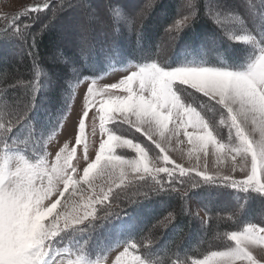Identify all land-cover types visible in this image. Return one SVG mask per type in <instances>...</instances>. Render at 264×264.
<instances>
[{
  "label": "snow or ice",
  "instance_id": "1",
  "mask_svg": "<svg viewBox=\"0 0 264 264\" xmlns=\"http://www.w3.org/2000/svg\"><path fill=\"white\" fill-rule=\"evenodd\" d=\"M50 3L51 0H41L12 16L11 20L8 15L0 17L6 22L0 32V41L27 44L37 80L40 76L35 62L37 34L29 32L31 23L18 17H31L35 22L39 13L49 9ZM154 4L155 0H147L139 11L124 16L117 14L135 31L138 41L141 39L138 21ZM62 6L65 0H59L51 9L52 17ZM66 6L72 7L71 3ZM187 6L190 9L187 15L180 19L173 17L170 26L165 27L170 40H175L197 18L195 0H187ZM213 7L229 13V19L235 20L234 27L242 33L231 37L232 41L245 46L241 51L229 52L232 45L224 46L226 62L179 58L169 62L145 55L140 62L129 63L126 66L128 74L116 83L98 88L97 79L90 80L81 94L82 106L74 122V128L78 125L76 144L84 142V159H87L85 121L93 108L96 109L91 116L93 134L98 118L99 128L107 133V139L99 144L95 160L87 164L79 180L73 175L76 172L72 164L75 148L69 150L65 144L56 153L55 161L50 162L46 159L42 140L37 139L49 131L33 124L34 101L41 85L33 80L16 82L24 86L26 101L19 98L10 101L7 92L0 89V264H100L98 258L93 260L85 255L79 240L71 242V249L76 251L74 259L69 247L58 245L68 237L93 228L95 221L107 219L113 201L136 204L161 194H176L186 200L190 189L201 186L230 188L256 194L264 200V0H260L259 7L244 6L248 13L247 23L231 15L236 8L227 0H216ZM209 15L216 16L219 12L211 11ZM42 27L47 25L42 24ZM116 32L118 28L114 35ZM78 34L83 49L90 43L88 26L80 24ZM203 47L192 43L184 45L185 49L196 52L203 51ZM88 80L87 76L81 80L77 73V84ZM121 91L123 94H118ZM74 94L73 91L66 98L64 115L53 126V133L71 110L69 101ZM214 112L219 115L218 124L212 117ZM108 122L116 126V131L123 126H127L128 131L117 135L116 131L106 128ZM170 124L173 127L170 128ZM218 125L226 127V137L221 136ZM181 129L192 146L188 157L196 154L197 163L187 168L168 154L173 137L177 144L184 143L179 139ZM25 132L27 137L22 139ZM133 133H140L144 142L129 138ZM210 147L214 149L216 163H229L230 171L239 172L241 178L219 171L209 173L206 159L204 170H200L199 154L207 158ZM117 149L131 150L134 155L116 154ZM150 152L154 154L151 157ZM159 162L163 166H158ZM97 180L99 184L95 183ZM81 182L93 193L82 205V212L71 199H65L62 204L65 193L71 189L70 196L76 195V186ZM53 196L56 197L54 201ZM58 205H62V211H56ZM97 205L105 210L103 217L97 216ZM173 219L174 213L168 212L152 227H167ZM133 227L112 224L106 229V242L100 248L105 253L104 264H162L147 253L139 254L145 245L143 240L131 242ZM125 232L129 234L127 239L113 240L114 236ZM226 236L229 243L221 250L208 251L202 258L192 259L190 264H264V259H257L253 254V249L264 248V226L248 222L240 230L227 232ZM91 239L89 234L84 240L90 251ZM148 243L154 242L149 239ZM107 253L114 255L110 257Z\"/></svg>",
  "mask_w": 264,
  "mask_h": 264
},
{
  "label": "rangeland",
  "instance_id": "2",
  "mask_svg": "<svg viewBox=\"0 0 264 264\" xmlns=\"http://www.w3.org/2000/svg\"><path fill=\"white\" fill-rule=\"evenodd\" d=\"M90 1L91 0H87L86 2L88 3ZM117 1L118 0H111V1L105 0L103 1L104 4L102 5L97 4V1L96 2L93 1L94 4L92 6L85 2H82L85 3L83 4L85 7L76 8L75 10L77 11L75 15H73V17L72 16L70 17L69 15L70 18L68 16L67 17L65 16L69 14L68 11L71 8H69L68 10L64 6H62L56 13V17H59L60 14L62 16L61 19L65 18V20L63 19L65 23L62 26L50 22L53 20L52 18H56V17H52L51 9L53 7H56L57 3L54 4L53 7L50 10H48V12L43 17V18L47 17V19H49L45 21L47 22L46 29L49 28L52 29L53 27L56 28L55 30L57 31L56 36L59 38L51 46L52 48L50 53V57H51L50 59H52V62L44 63L42 66L41 64L37 63V60H35L36 66L40 68L41 74L42 76H44V79L40 78V80L41 81L44 80L45 84L50 87L49 90L46 92L49 95H46L44 93V95L40 97L39 93L41 90H43V87H42V83L40 84L39 82L41 88L37 93V96L35 97L34 104L36 110L33 112V114L37 116V121L36 123L33 124L37 125L38 128L49 129V131L46 134H44L42 137H37V139L42 140L44 149L47 152L46 159H48L50 162L55 161L56 153L60 150L61 147H64L65 144L68 145L69 150H71L72 148L76 149L75 155L72 160V164L76 168V172L73 175L74 178L77 180H79V178L83 175V169L87 166V164L95 160V156L99 151V144L102 142V140L107 139V133L106 132L102 133L99 128L98 118L96 120L95 133L93 134L91 116L92 113L96 111V109L93 108L89 113V119L85 121L86 127H85L84 136L86 138V142L88 143V156L87 159H84V142H81L80 144H76V136L78 135V125L74 128V122L77 121V113L80 112L82 106L81 94L86 91V86L88 83H90V80L92 78L97 79L98 88L110 83H116L124 75L128 74V68L126 66L129 63L135 64L140 62L139 60L136 59V57H128V59L126 60L111 61L110 57H115V56H113V54L110 55L106 54V56L103 57V60L101 61L102 65H101L100 73H97L95 75L81 73V75L79 76L81 80L85 76L89 77V80L80 84L76 83L77 74L75 75V72L79 73L81 71L80 68H82L81 65L83 66L81 58H79L78 56V54L82 52V47L79 43V34H78L80 24H86L88 28H91L89 29L90 34L92 35L90 37L89 47H91V42H95L93 43L95 45L99 43L101 40H103V38L108 37V35H106L107 33L104 31L108 26H110L108 28L112 29L111 34H114L116 30L115 29L116 26L112 25V23L114 24L116 22V24L119 26L118 27L119 31H122V33L125 35V38L124 37L122 38H124L123 40L126 41L127 47H132V49L135 48V44L137 43L136 42L137 37L135 36L136 35L135 31L132 30L133 34L131 33L130 35L131 29L122 19L118 17L117 14H120V16H124L129 13H132L133 11H139L140 8L147 2V0L146 1L122 0V2L119 5L116 4ZM203 1L205 3L207 12H211V11L219 12V15L211 16L215 21L213 22L215 25L219 26L221 30L226 29L225 31H229L231 37L233 35H240V33L234 30L236 28L234 27L235 20L229 19V13L227 12L222 13V11L220 12L219 9H215L213 7L216 0H203ZM38 2H41V0H0V17L6 14H12L14 12L21 11ZM238 2L239 0H227V3L235 7L236 9ZM127 3L130 6L127 5ZM158 3H160V0H157L156 4ZM244 4H245V0H242V6ZM172 5L175 6V9H177L178 13L182 9L183 11L182 15L188 14L190 10L187 6L186 0L185 2L184 0H164L162 3H160L159 6L157 5L159 8H161L160 10H158V14L155 16L150 15V18L147 20V24H148L147 27L150 30V32L148 31V29L140 30V26H139V30L142 31V37H143L142 39L144 40L145 44L148 46H154L152 47V49L144 47L143 51L153 52L154 55L158 56V60H167L169 62H175V60L170 59L169 55L173 50L170 49L174 46V43L177 44L180 39L177 37L175 40H170L165 32L166 25L160 23L162 22V18L171 10L170 8L172 7ZM127 6L129 8H127ZM64 8L65 10H63ZM108 8H113L114 10L113 11L114 15L112 14L113 15L112 18L114 17L113 19L110 16L112 13V9H109L107 11ZM153 8L154 6L151 9ZM63 11L67 13L63 14ZM236 13L237 12L232 13L231 15L233 17L235 16L240 17L241 14L236 15ZM38 15H39V19L43 20L41 15L40 14ZM116 17L117 20H114ZM180 18L181 16L179 14V18L176 17V19H180ZM39 19L36 21L39 22ZM68 20H70V22ZM171 21H169V23H171ZM45 22L42 21L41 23L43 24ZM41 23L40 25L38 24L39 26L38 25L32 26L29 29V32L33 34H38L37 32L41 33L45 29L42 27ZM51 24L53 25V27H51L52 26ZM58 28L60 31L58 30ZM64 31L65 33H63ZM204 31H205L204 34H210V33L213 34V31L210 32L207 30ZM93 32H97V33H93ZM214 35L216 36L215 33ZM118 36L120 37V35ZM196 37H198V35ZM208 41L210 43L212 42L211 40ZM232 42L234 44V47H232L231 50L241 51L239 49L242 47V45H240L241 42H235V41ZM208 44L209 43L207 44L204 43L202 45L208 46ZM1 45L2 44L0 43V49H1L0 67L5 59L9 60L7 62L8 63L7 66L10 67L14 64L23 63L24 60H26L28 57L30 58V55H28L29 49H24V52H19L17 48L18 44L15 45L14 43H12L13 49L10 46V42H5L4 46ZM206 48L207 47L204 46L203 51L201 52H196L193 51L192 49H188V51H186L187 50L186 49L185 50L186 52L185 51L178 52L177 55L179 59H188V60H204V61L218 60L224 62L228 60V58L220 59L216 54H211L214 53V51H211V53H207L205 50ZM64 51H67L69 54H73V55L64 56L63 55ZM109 52L110 50H108L107 53ZM10 53L12 54L11 56ZM55 61L58 62V64H63L64 70L62 72H60L57 68H54V66L51 65V63ZM31 65L34 66V63L32 62ZM111 65H115V67L113 68L111 67ZM132 70L135 69L133 68ZM3 76L5 78V75ZM68 78H71V81L68 87L66 88V84L64 83L66 82L65 80ZM12 79L13 80H11L10 84H8L7 81L5 80V82L2 83L3 84L2 86L1 85L2 75L0 74V89H4L7 92L10 101L12 98H19V100L22 101H26L27 99L24 86L17 85L16 84L17 81L33 80L36 81L37 83L38 81H40L39 79L37 81V79L35 78V73L33 72V70L32 71L28 70L23 74L19 73L18 76ZM10 85H16V86L14 89H10L9 88ZM56 88L62 94L64 93L66 94H64L62 97L61 93H54V90ZM73 91L75 94L71 97V100L69 101L71 110L68 111L67 116L64 117L62 124L58 128H56L55 132L53 133L52 131L53 126H55L56 122L61 118V116L64 115L65 108H62V106L65 105V97L67 96L69 97ZM118 94H123V92L121 91ZM97 99L99 100L100 97H98ZM193 106L195 107L196 104H193ZM197 110L199 111L201 109L198 108ZM202 114L204 113L202 112ZM212 117L216 119L218 124L219 115H217L214 112L212 113ZM169 127L171 128L173 127V125L170 124ZM106 128H110L113 131H116V126L112 122H108L106 124ZM188 130L192 131V129H188ZM126 131H128L127 126H123L120 128L119 131H116V134L121 135L124 134ZM218 131L220 132L221 136L223 137L227 136V129L225 126L218 125ZM182 133H183V129H181L180 131L179 139L183 140L184 143L177 144L176 138L173 137V141L171 145L168 146V154L171 157V159L176 161V163L183 164L184 167L187 168L195 165L197 161L195 159L196 154H194L191 158L188 157V151L192 146L188 144L187 137ZM129 138L138 139L140 142H144L143 137H141L140 133H133L132 135L129 136ZM210 148H209L210 154H208L207 158H205L202 153L199 154L201 157L199 161L201 165L200 170H204L203 165L206 159L207 171L209 173H214L219 171L223 175H234L237 179L241 178L242 174H240L239 172L232 173L230 171L229 163L221 162L220 164H217L214 151H212L214 149L212 148L210 149ZM116 154L134 155V153L131 152V150L122 151L121 149H117ZM153 155L154 154L150 152V157ZM158 166H163L162 162H159ZM161 176H163V174H161ZM95 183L99 184L100 181L97 180L95 181ZM76 187L78 189V193L76 195L70 196V192H71L70 189L69 192L65 193L64 198H62V204L65 199H71L72 201H75L77 205L80 206V211L82 212L84 210L82 205L87 202V198L89 196H92L93 193L87 190V184L84 182H81ZM61 190H62V185H61ZM218 191L220 194L222 191L223 193H225L224 195H221L219 199L215 198L218 195ZM97 192H99V188H97ZM169 198H171L172 200L170 201ZM254 198L256 199L254 200L253 198H251L248 203L244 198L243 192H238L230 188L219 189V188H209V187L201 186L198 189L189 190L188 198L186 202L176 194H171V195L161 194L159 196H153L148 200H142L141 203H138L137 205L135 204L133 207L125 211L123 210L121 212H114V211L112 212V210H115L118 206H121L120 204L121 201H113L112 208L109 210V213L111 212L112 213L107 217V219L95 221L94 222L95 226L93 228L86 230V232L83 234H78L74 237L66 238L63 244L58 245V247H69L71 249V242L73 239L79 240L81 245L84 246L85 245L84 240L87 239L88 235L90 234L92 238L90 241L91 251L89 250V246H86L84 248L85 252L89 253L87 257L93 260L98 258L100 260V264H104L105 253H102L100 251V248H102L104 246V243L106 242L105 241L106 229L112 224L122 225L125 228H127V226L129 225H133L134 227L131 232V242L136 243L135 239L141 235V239L143 240V243L145 245L143 248L144 249L148 248L146 250H149L150 245L148 243V240L150 239L154 242V244L158 243L157 245H155V248L150 250L157 252L158 250H160L161 255L167 254L168 246L178 236L181 237L180 243L187 242L186 247L192 250L195 249L196 247L202 246L205 243V241L208 240L209 244L207 248L202 252V254H200L197 257V258H202V256L206 254V252L221 250L225 244L229 243L226 236L227 232L240 230L248 222L257 223V224H261V226H264V205H261L264 204V200L263 203L257 205L258 200L261 199L258 197H254ZM51 199L54 201L56 197L53 196ZM228 199H230V201ZM150 200L152 202H150ZM212 202L214 203L213 205L215 207L213 206L212 208H210L209 205L212 204ZM45 203L47 204L49 202L45 201ZM179 204L181 210H179V212L176 213L173 212L172 207L174 208ZM62 210H63L62 205H58L56 211H62ZM104 211L105 210L100 205L96 206V212L98 217H103ZM168 212L174 213V219L168 224V226L153 228L152 225L155 224L157 220L163 219ZM179 213H183V215H185V213H188V215L191 217L192 224H190L188 227L187 226L184 227V223H182V220H180V217H178ZM230 215L232 216V218ZM208 217L209 219L210 218L211 219L208 220L207 222ZM149 219L150 220L152 219V221L148 222L147 220ZM224 223L228 225L227 227L225 226V228H223ZM241 224L242 226L239 227ZM155 231L159 232L161 236L160 235H158V237L154 236ZM184 232H187L186 235L183 234ZM128 236L129 234L125 232L120 236H114L113 240L119 239L123 241L127 239ZM184 237L187 238L184 239ZM194 242L197 243L196 246H195L196 243ZM178 246L179 245H176L175 247L176 252H178L177 250ZM255 249L256 252L255 253L253 252V254L256 256V258L264 259V248L258 247ZM120 250H123L122 247L120 248ZM71 251L73 253L72 258L74 259L76 255V251L75 249H71ZM93 252L95 253V255H93ZM107 255L111 257L114 255V253H107ZM188 262L190 264L189 260ZM177 264H184V262H177Z\"/></svg>",
  "mask_w": 264,
  "mask_h": 264
},
{
  "label": "trees",
  "instance_id": "3",
  "mask_svg": "<svg viewBox=\"0 0 264 264\" xmlns=\"http://www.w3.org/2000/svg\"><path fill=\"white\" fill-rule=\"evenodd\" d=\"M80 1L86 2L85 0H65V6H64L65 8H69V7L66 6L68 4V2L71 3V5H72L71 9L68 11V13L70 15L71 14L74 15V13H76V11H74V10L78 7V5L85 4V3H82ZM92 1H94V2H96V1L100 2L99 5H102L103 4V0H91L87 4H89V5L92 6L94 4ZM163 1L164 0H160V3H162ZM76 2L79 3V4H77ZM184 2H185V0H184ZM56 3L58 5L59 4V0H51L50 7H49L48 10H50L53 7V5L56 4ZM156 3H157V0H156ZM160 3H158L156 5L154 4V8L153 9H149L148 14L142 20L138 21V26H140V30H142V29H144V30L145 29H148V27H147V25H148L147 24V20L150 18V15L151 16H153V15L155 16V15L158 14V10L161 9V8L158 7L160 5ZM75 4L77 5V7H76ZM195 5H196L197 18L192 21V23H191V25L189 27L184 28L181 31V33L179 34V36H178V38L180 39L179 42L177 44L174 43V46L170 49V50H172V49L174 50V51L172 50L171 53H170V55H169L170 56V59L176 61L177 58H178L177 53L178 52H184L186 50L184 48V45L186 43H192V44H195V45H198V46L199 45H202L204 43L205 44L209 43L208 46L204 45L205 47H207L205 49L207 53H211V51H214V53H211V54H216L220 59H226V58H228L227 55H226V53H225V51H224V46L225 47H228L227 45L230 44V45H232V47H234V44L232 42V39L230 38L231 35H230L229 31H225L226 29L221 30V28H219V26H217V25H215L213 23L215 21L213 20V18L211 17V15H209V12H207V9H206V6H205V3H204L203 0H196L195 1ZM245 5H248L249 7H259L260 0H245V4L243 6H242V0H239V2L237 4V9L235 11V12H237L236 15L241 14L240 15L241 19H244L245 22L247 23L248 13L245 10V7H244ZM240 7L244 8V9H242ZM108 9H110V8H108ZM108 9H107V11H108ZM170 9L171 10L163 17L165 20L162 18V22L163 23L161 22L160 24L168 25L169 26V24H171V23H169V21H171V18L174 15H175L174 16L175 18L176 17L179 18V14L182 16V14H181L182 9L180 10L179 13H178L177 9H175V6L174 5H172V7ZM24 10L25 9H23L21 11H18V12H14L12 14H6V15H8L9 20H11L12 16H14V15H16L18 13H21ZM48 10L39 13L42 18L45 16V14L48 12ZM113 11L114 10L112 9V13L111 12L110 13L114 15ZM65 13H67V12L63 11V14H65ZM69 14H67V16H69ZM33 15H37V14H33ZM113 15H110L111 18H112ZM67 16H65V17H67ZM56 18H61L60 14H59V17H56ZM56 18H53V20L51 21V23H53L54 19H56ZM18 19H21L23 22L31 23L32 26H35L34 24L37 23V21L33 22L31 20V17H22V18L21 17H18ZM116 19L117 18H115V20ZM43 20L47 21L49 19H47V17H46V18H43ZM39 21L42 22V19H40ZM46 23L47 22H45V24ZM36 25H38V24H36ZM112 25L116 26L115 29H117L119 27L116 24V22L114 24L112 23ZM5 27H6V22L3 19H0V32H2V30ZM108 27H110V26H108ZM144 27H146V28H144ZM89 29H91V28H89ZM55 30H56V28H52V29H50V28L49 29H46L45 28L41 33L37 32L38 33L36 35V45H37L36 46V50H37V56L35 57V60H37V63L38 64L43 65L44 63L52 62V59H50L51 58L50 57V53H51V48H52L51 46L59 38V37L56 36L57 31H55ZM111 30H112L111 28H106L104 31L107 33L106 35H108V37L103 38V40L99 39L101 41L100 42L98 41L99 43H97L95 45L93 44L95 42H91V47H89L90 44H88V46L85 47V48H83L82 49V52L78 54L79 58H81V61L83 63V66L81 65L82 68H80L81 71L78 73L79 76L81 75V73H83V74H91V75H95L97 73H100V69H101V65H102V62L101 61L103 60V57L106 56V54H108V55L113 54V56H115V57H110V60L111 61L126 60V59H128V57H136V59L140 61L141 60V57H143L145 55H154L153 52H144L143 51V48L144 47H147V48H151L152 49V47H154V46H148V45L145 44L144 40L142 39L143 38L142 37V31L139 30L140 31V34H141V39L139 41L136 39V42L137 43L135 44V48L132 49V47H127L126 41L123 40L125 38V35L122 33V31H119V32L115 33V35H114V34H111ZM204 30H207L209 32L210 31H213V34L212 33H210V34H204L205 33ZM234 30L236 32L242 34L240 31L237 30V28H235ZM104 31H103V33H104ZM148 31L150 32L149 29H148ZM52 32H54V33H52ZM93 33H97V32H93ZM131 33L133 34L132 29H131L130 35H131ZM214 33L216 34V36L214 35ZM118 35H120V37ZM197 35H198V37H196ZM91 36L92 35L90 34V37ZM122 37H124V38H122ZM98 38H99V36H98ZM208 40H211L212 42L210 43ZM6 42H10V46H11L12 49H13L12 43H14L15 45L18 44V47H19V45L21 47V43H19L18 41H11V40H9V41H6ZM0 43L3 46L5 44V42H2V41H0ZM243 47H245V46L242 45V47L239 48V49L242 50ZM27 48H28V46L26 47V49ZM113 48L115 49V51H112L111 50ZM231 48L229 49V52L230 51H237V50H231ZM2 49H4V48H2ZM21 50L24 51V49L22 47H21ZM105 50H106V52H105ZM108 50H110L109 53H107ZM186 51H188V49ZM64 52H66V53H64ZM64 52H63V55L64 56H72L73 55V54H69L67 51H64ZM141 53H144V54H141ZM11 55L12 54L10 53V56ZM154 57L158 59V56L157 55H154ZM5 60L3 61V63L1 64V67H0V70H1L0 71V74L2 75V80H1V85L2 86H3L2 83H4L5 80L7 81L8 84H10L11 83V80H13L12 78L18 76L19 73L20 74H23V73L27 72L28 70H30V71L33 70V72L35 73V68H34L33 65H31L32 62H33V57H31V56H30V58L28 57L26 60H24L23 63L14 64V65H12L10 67L7 66V64H8L7 62L9 60L8 59H5ZM51 65L54 66V68H57L60 72H62L64 70L63 64H58V62H56V61L53 62V63H51ZM76 74L77 73L75 72V75ZM3 75H5V78H4ZM35 78H36V75H35ZM40 78L41 79H44V76H42L41 71H40L39 80H40ZM45 79H46V77H45ZM65 81L66 82L64 84H66V88H67L68 85H69V83H70V81H71V78H68ZM39 82H40V84L42 83V86H43V90L40 91L39 96L42 97L44 95V93L46 95H49L46 92L49 90V87L50 86H46L45 87L46 84L44 83V80L43 81L40 80V81H38V83ZM54 93H61V92L56 88L54 90ZM64 94H66V93H64ZM64 94H62L61 96L63 97ZM29 96H30V92H29ZM36 96H37V94H36ZM67 97H65V100H66ZM63 106H62V108H65V105H63ZM32 116H33V119H34L33 123H36L37 116H35L34 114H32ZM26 137H27V132L24 133V137H22V139L23 138H26ZM177 187L179 188L181 186L180 185H177ZM254 197H257L256 194H247V193H244V198H245L246 202H248V203H249V201H250L251 198H253L255 200L256 198H254ZM169 200L171 201L172 199L169 198ZM186 200H185V202H186ZM228 200L230 201V199H228ZM141 202L142 201H140L139 203H141ZM150 202H152V201L150 200ZM213 202H212V204L209 205L210 208H212L214 206L213 205L214 204ZM261 203H263V200L262 199L261 200H258L257 205H260ZM120 204H121V206H118L115 210H112V212L113 211L114 212H121L123 210L125 211V210H127V209H129V208H131V207H133L135 205V204H128V203L123 202V201H121ZM137 204L138 203H136V205ZM261 205H264V204H261ZM179 210H181L180 204L177 205L174 208L172 207V211L175 212V213L176 212H179ZM256 211H257V209H256ZM111 213H109V215ZM178 217H180V220H182V223H184V227H186V226L188 227L190 224H192L191 223V217L188 215V213H185V215H183V213H179ZM231 218H232V216H231ZM210 219L208 217L207 218V222ZM147 221L150 222V221H152V219L151 220L149 219ZM225 226L227 227L228 225L226 223H224L223 228H225ZM241 226H242V224L239 227H241ZM186 233L187 232H184L183 234L186 235ZM158 235H160V233L157 232V231H155L154 232V236H157L158 237ZM186 238L187 237H184V239H186ZM180 239H181V237H179V236L174 239V241L168 246V248H167V254H165V255H161L160 250H158V252L157 251H151L150 250V249L155 248V245H157L158 243L157 244H154V243L151 244L149 246V250H146L148 248H145L144 249L142 247L139 254L144 255V254L147 253V254H149V255L152 256V259L153 260H159V261L162 262V264H173V262H176V264H177V262H185V261H188V260L191 261L192 259L197 258L200 254H202V252L207 248V246L209 244L208 243V240H206L205 243L202 246L196 247L195 249L192 250V249L186 247V243L187 242H181L180 243ZM141 240L142 239H141V235H140L138 238L135 239V242L136 243H140ZM194 243H196V242H194ZM176 245H179L178 248H177L178 252L175 251ZM196 245H197V243L195 244V246ZM86 246H89V245H84V248ZM85 255L88 256L89 253H86L85 252Z\"/></svg>",
  "mask_w": 264,
  "mask_h": 264
},
{
  "label": "bare ground",
  "instance_id": "4",
  "mask_svg": "<svg viewBox=\"0 0 264 264\" xmlns=\"http://www.w3.org/2000/svg\"><path fill=\"white\" fill-rule=\"evenodd\" d=\"M85 1H87V0H85ZM103 1H105V0H103ZM108 1V0H107ZM111 1V0H110ZM72 2V1H71ZM80 2H82V1H80ZM93 2V1H92ZM122 2V0H118L117 2H116V4H120ZM124 2V1H123ZM69 3V2H68ZM77 3V2H76ZM85 3H87V2H85ZM112 3V2H111ZM131 3V2H130ZM77 4H79V3H77ZM81 4V3H80ZM97 4H100V2H98L97 1ZM104 4V3H103ZM52 5V4H51ZM76 5V4H75ZM122 5H123V3H122ZM121 5V6H122ZM127 5H129L128 3H127ZM106 6V5H105ZM125 6H126V4H125ZM130 6V5H129ZM213 6V5H212ZM76 7H77V5H76ZM100 7V6H99ZM98 7V8H99ZM112 7V6H111ZM114 7V6H113ZM78 8V7H77ZM127 8H129L128 6H127ZM66 9H68L69 10V8H66ZM111 9V8H110ZM113 9V8H112ZM63 10H65V9H63ZM67 10V11H68ZM109 10V9H108ZM75 11H77V10H75ZM82 11H83V9H82ZM106 11V10H105ZM104 11V12H105ZM183 12V11H182ZM182 12H181V14H182ZM221 12V11H220ZM62 13V12H61ZM73 13V12H72ZM223 13V12H222ZM70 15V14H69ZM72 15V14H71ZM71 15H70V17H71ZM74 15H75V13H74ZM78 15V14H77ZM86 15V14H85ZM112 15V14H111ZM116 15V14H115ZM49 16V15H48ZM61 16V15H60ZM67 16V15H66ZM117 16V15H116ZM181 16V15H180ZM62 17V16H61ZM69 17V16H68ZM69 17V18H70ZM72 17H73V15H72ZM81 17V16H80ZM114 18V17H113ZM112 18V19H113ZM117 18V17H116ZM53 19V18H52ZM64 20H65V18H63ZM63 19H61V18H56V19H54V21H53V23H55L56 25L58 24L59 26L61 25H64V23H65V21L63 20ZM67 19V18H66ZM79 19V18H78ZM107 19V18H106ZM40 20V19H39ZM51 20V19H50ZM110 20V19H109ZM115 20V19H114ZM117 20V19H116ZM43 22H45V20H42ZM69 22H70V20H68ZM40 22V21H39ZM39 22H37L36 24H39L40 25V23ZM51 22V21H50ZM75 23V22H74ZM36 24H34V25H36ZM45 24V23H44ZM104 24V23H103ZM38 25V26H39ZM41 25H42V23H41ZM52 25V24H51ZM51 27H53V25L51 26ZM54 28V27H53ZM59 28H62V27H59ZM59 28H58V30H59ZM108 28V27H107ZM60 31V30H59ZM63 31V30H62ZM61 33V32H60ZM63 33H65V31L63 32ZM20 43V42H19ZM37 46V45H36ZM21 47L23 48V49H26V47H27V44H22L21 43ZM21 47H20V45H19V51L20 52H24L23 50L21 51ZM28 49V48H27ZM43 66V65H42ZM30 74V73H29ZM45 83V82H44ZM43 87V86H42ZM183 134V133H182ZM211 149V148H210ZM212 151H214V150H212ZM208 154H210V153H208ZM212 157V156H211ZM220 189V188H219ZM225 189V188H224ZM222 190V189H221ZM220 191V190H219ZM219 191H218V195L215 197V198H217V199H219V197L221 196V195H224L225 193H223V191L221 192V194L219 193ZM217 192V191H216ZM225 192V191H224ZM220 201V200H219ZM189 203V202H188ZM219 203V202H218ZM254 251V253L256 252V249H253Z\"/></svg>",
  "mask_w": 264,
  "mask_h": 264
}]
</instances>
